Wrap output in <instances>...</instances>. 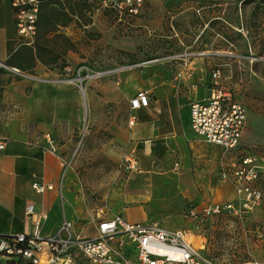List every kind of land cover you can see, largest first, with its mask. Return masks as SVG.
<instances>
[{
	"label": "rangeland",
	"instance_id": "rangeland-1",
	"mask_svg": "<svg viewBox=\"0 0 264 264\" xmlns=\"http://www.w3.org/2000/svg\"><path fill=\"white\" fill-rule=\"evenodd\" d=\"M1 4L2 23L14 30L10 1ZM63 5L67 11L72 7L74 14L57 30L74 48L57 66L37 63L33 74L2 66L4 80H23L24 95L39 109H21L17 100H9L0 116L16 121L54 153L47 162L56 164L57 188L65 190L77 231L90 232L88 213L104 208L131 221L144 218L169 229L189 230L195 243L204 246L200 253L216 264L264 262V208L242 217L202 213L204 205L234 197L220 169L241 154L222 151L214 167L207 165V154L195 157L192 178L181 173L182 181L194 185L190 194L158 181L153 188L148 178L140 177L137 149L127 132L128 99L152 69L179 73L191 65L208 79L218 64L231 76L225 83L249 109V126L259 139L251 143L264 154V0H147L143 13L129 24L81 1ZM21 42L15 35L10 48ZM157 58L171 60L153 62ZM87 71L102 75L80 82ZM127 157L136 159L135 167H129ZM13 258L0 255V264Z\"/></svg>",
	"mask_w": 264,
	"mask_h": 264
},
{
	"label": "built area",
	"instance_id": "built-area-1",
	"mask_svg": "<svg viewBox=\"0 0 264 264\" xmlns=\"http://www.w3.org/2000/svg\"><path fill=\"white\" fill-rule=\"evenodd\" d=\"M46 1L11 0L21 44L34 43L39 13ZM82 1L128 24L140 17L147 3V0ZM99 75L102 74L87 71L78 79L84 82ZM230 77L220 65H214L209 98L193 102L190 108L191 128L197 136L206 143L222 147L226 153L238 151L241 154L238 161L220 169L221 179L233 186L236 199L205 206L203 216L229 212L242 217L264 208V154L256 144H243L248 110L246 104L234 96L233 87L225 83ZM150 101L147 90L139 91L130 99L129 127L137 123L134 111L148 106ZM47 138L52 144L49 134ZM4 147V142L0 141V149ZM127 160L129 167H135L136 159L127 157ZM33 188L44 192L53 189V185L34 182ZM25 214L34 218L32 232L0 235V255L14 257L9 264H216L200 253L204 246L195 243L193 234L186 229H169L157 222H129L122 214L97 208L88 213L90 232L79 233L75 221L64 218L55 233L43 235L42 223L48 215L36 213L34 203L26 205ZM192 214L196 215L194 211Z\"/></svg>",
	"mask_w": 264,
	"mask_h": 264
},
{
	"label": "crops",
	"instance_id": "crops-1",
	"mask_svg": "<svg viewBox=\"0 0 264 264\" xmlns=\"http://www.w3.org/2000/svg\"><path fill=\"white\" fill-rule=\"evenodd\" d=\"M3 1L0 0V6ZM9 1L12 9L11 0ZM4 14H7L6 11ZM13 16L14 30L5 26L0 17V70L12 53L22 45L20 43L10 48L9 42L15 35L18 36L15 14ZM170 60L157 58L153 62ZM191 68L190 65L189 68L174 73L169 68L158 67L139 80L136 93L128 99L129 108L130 99L142 90L149 92L151 101L148 106L134 111L137 123L127 131L135 150L137 149L140 177L148 178L153 188L158 181L168 189L172 188L173 191L179 189L181 192L184 190L189 194L193 192L194 185L182 181L181 173L185 172L192 178L190 171L195 165V157L206 154L207 165L214 167L215 161L224 151L218 145L206 143L191 128V104L209 98L212 70L206 79V76H200L197 69ZM2 72L3 69L0 72V87L4 89L0 92V109H7L4 104L9 100L11 103L17 100L21 104V109H39L31 106V96L24 95L23 89L26 84L23 80L16 78L4 80ZM38 97L39 94L33 95V99ZM247 110L249 111L248 108ZM0 141L5 144V147L0 149V235L33 231L34 218L25 214L28 203H34L36 213L48 215V219L42 223L43 235L55 233L64 218L75 221L66 208L65 190L63 187L57 188L56 164L47 162L49 153H54L42 143V139L31 136L16 121L0 116ZM47 141L49 142L48 138ZM242 141L243 144L259 141L249 126L248 114ZM232 153L239 154L238 151L230 152ZM34 182L51 184L53 189L37 192L33 188ZM232 190L234 197L227 201L236 199L233 186ZM227 201H215L204 205L203 208ZM123 217L129 222H149L142 216L141 221H131L125 215Z\"/></svg>",
	"mask_w": 264,
	"mask_h": 264
},
{
	"label": "trees",
	"instance_id": "trees-1",
	"mask_svg": "<svg viewBox=\"0 0 264 264\" xmlns=\"http://www.w3.org/2000/svg\"><path fill=\"white\" fill-rule=\"evenodd\" d=\"M68 1L71 0L65 2L48 0L42 5L34 43L32 45H20L7 60V66L33 74L39 62L54 66L60 64L63 57L74 48L72 40L57 30L58 25L67 24L71 20L72 14H74L72 7L67 11L63 5ZM73 1H81L88 6H92L82 0Z\"/></svg>",
	"mask_w": 264,
	"mask_h": 264
},
{
	"label": "water",
	"instance_id": "water-1",
	"mask_svg": "<svg viewBox=\"0 0 264 264\" xmlns=\"http://www.w3.org/2000/svg\"><path fill=\"white\" fill-rule=\"evenodd\" d=\"M4 65V64H3ZM16 70V68H14Z\"/></svg>",
	"mask_w": 264,
	"mask_h": 264
}]
</instances>
